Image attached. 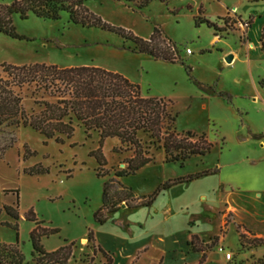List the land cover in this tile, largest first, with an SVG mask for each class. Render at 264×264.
Instances as JSON below:
<instances>
[{
	"label": "rangeland",
	"instance_id": "rangeland-1",
	"mask_svg": "<svg viewBox=\"0 0 264 264\" xmlns=\"http://www.w3.org/2000/svg\"><path fill=\"white\" fill-rule=\"evenodd\" d=\"M11 1L0 0V5ZM85 5L104 22L143 39H148L154 28L159 29L177 45L183 64L136 53L131 50V41L98 27L73 24L64 13L55 21L29 13L24 19L18 14L11 16L15 32L23 39L0 33V65H94L122 75L125 72L130 76L125 77L149 95L170 99L177 113L176 129L206 133L213 142L211 151L191 157L180 167L165 163L163 152L157 150L155 162L127 179L139 195L146 196L157 182L169 177L216 167L218 173L209 182H222L213 193L217 200L213 217L208 221L203 218L214 211L213 204L200 206L194 201L189 209L168 213L166 221L176 223L189 217L190 226L205 229L193 242L206 247V258H211L207 264H264V244L255 245L253 240L264 239V232L258 231L264 230V87L258 83L264 78V52L260 48L264 0L152 1L140 10L117 0H85ZM195 16L215 22L224 30L215 32L205 23L196 24ZM218 40L220 44L215 46ZM187 49L192 54L187 55ZM227 50L235 52L229 64L223 59ZM221 92H228L231 98L226 99ZM24 105L27 109L32 105L28 96ZM13 134L14 144L0 157V244L17 243L22 264H33L30 232L36 227L46 232L39 237L46 251L71 244L67 264H102L104 257L94 253L87 240L89 230L94 233L96 229L99 239H107V229L119 217L129 229L139 222L158 219L172 196L185 191L178 188L161 195L150 207L125 208L114 217L110 214L108 227H98L93 214L101 204L102 186L109 175L97 176L96 160L89 155L97 147V134L86 136L81 126L61 141L46 139L29 127H19ZM251 134L262 138L254 142ZM112 147H102L110 175L111 168H117L128 156L114 153ZM31 169L43 172L29 173ZM11 191L18 192L17 220L3 209L14 205ZM211 198L209 194L202 200ZM29 212L36 220L27 219ZM231 227L236 231V246L227 239ZM53 229L56 231L48 232ZM239 233L245 234L242 244ZM227 250L231 252L229 261L216 260ZM150 253L157 251L150 248ZM112 264L126 263L117 253Z\"/></svg>",
	"mask_w": 264,
	"mask_h": 264
},
{
	"label": "trees",
	"instance_id": "trees-1",
	"mask_svg": "<svg viewBox=\"0 0 264 264\" xmlns=\"http://www.w3.org/2000/svg\"><path fill=\"white\" fill-rule=\"evenodd\" d=\"M133 4L140 10L152 1L168 2L170 0H117ZM45 20L55 21L62 14L67 15L69 22L82 27H98L121 36L133 43L132 51L147 54L154 59L167 62H181L177 45L162 32L154 28L148 39L134 35L121 27L104 22L91 12L85 0H12L9 5H0V33L13 38L24 36L15 32L11 16L18 14L21 19L28 14ZM218 17L217 19H220ZM222 19V18H221ZM196 24L205 23L215 32V22L204 17L195 16ZM264 26L260 34L261 51ZM219 36V34H218ZM0 157L14 142V130L29 127L43 135L46 139L61 137L70 138L76 126L83 128L86 136L97 134V147L89 152L96 160L97 176L109 175L103 183L101 204L94 212V220L103 224L110 214L118 211L122 204L127 208L149 206L164 190L178 183H189L202 176L215 172L214 169L195 171L183 176L167 179L146 196H135L131 187L121 183L118 178L136 174L142 167L154 161L155 151L163 152L165 163L178 164L180 167L191 157L205 156L213 142L206 133H195L190 130L178 131L175 127L177 113L173 110L170 99L149 95L141 86L130 81L121 73L109 71L94 65L59 67L55 64L30 63L22 65H0ZM264 87V78L258 80ZM226 99L231 95L221 92ZM28 96L32 105L27 109L24 105ZM259 138L260 135H252ZM108 138H116L118 143L112 147L114 153H128L119 166L110 170L105 168L102 147ZM29 173H42L41 169L28 170ZM5 192H10L5 190ZM14 205L3 206L4 211L17 220L18 192ZM29 220H36L29 212ZM17 229V228H16ZM56 229L48 232H55ZM46 233L38 227L30 232L32 245L31 259L33 264H67L71 255V244L46 251L39 243V237ZM244 233H239L242 244ZM192 236L189 244L193 250L202 251L198 264L205 259L206 247L196 246ZM87 240L94 253L100 252L105 262L112 264V256L99 244L95 243L92 230L88 231ZM254 244H264L263 238H255ZM23 256L17 243L0 244V264H22Z\"/></svg>",
	"mask_w": 264,
	"mask_h": 264
},
{
	"label": "crops",
	"instance_id": "crops-1",
	"mask_svg": "<svg viewBox=\"0 0 264 264\" xmlns=\"http://www.w3.org/2000/svg\"><path fill=\"white\" fill-rule=\"evenodd\" d=\"M219 44H220L219 40L218 42L214 43L215 46ZM231 52L235 54L234 51ZM228 53H230V50L224 51L223 55H226ZM190 54H192V52L187 55ZM122 73L125 76L127 75V77H130L125 72ZM254 131L255 133H259L256 130V128ZM252 135L253 134H251V140H254V142H257L262 138V137L253 138ZM254 135H259V134H254ZM117 143L118 140L116 138H108L104 141L103 148H105L106 145L108 148L112 147ZM262 145L264 147V143H262ZM153 162H155V158ZM144 167H142L134 175L141 173ZM213 169L215 170L214 173L195 179L189 182L188 186H184L185 183H178L172 185L168 189L162 191L156 197L153 203L149 206L136 207V208L150 207L154 204L155 201L158 200V197L161 195H169L178 188H182L183 190H185L183 195L176 194L172 196V199L168 201L167 205H165V207L162 209L163 213H160V215L157 217L158 219L148 220V221L145 220L143 223L139 222L135 224L132 229H129V224L126 223V221L123 218L119 217L117 218L116 222L111 224V226H109V228L107 229V239L103 237H100L99 239V236L97 235L95 229V232L93 233L95 241L105 251L110 252L112 258H114L117 253L120 254L121 259L124 260L126 264H198L202 256V251L193 250L191 248V245L189 244V240L192 238V236L197 237L196 235H200V233L203 231L204 228H202L201 225L190 226L188 223L189 217L183 218L182 220L176 223L168 222L166 221V219L168 213L169 214L173 213V210L182 209V208L189 209L190 208L189 206H191L194 201L200 206H202V204L205 205L213 204L214 211L210 213L208 212V214L203 213L204 214L203 218H205L208 221L213 217L214 215L213 213L215 212L216 209L215 204H217V200L213 199L215 198L214 194H216V191L219 190V186L222 182V181H216L213 183L209 182V180L213 179V177L216 176V174L218 173L216 167ZM186 174L189 173H185L177 176H183ZM129 176H133V175H129ZM174 177H169L167 179ZM127 178L128 176H122L119 177L118 180L124 185L131 187L135 196H139V197L145 196V195H139V192L137 191L136 187ZM167 179H165L164 181H166ZM162 182H157L153 186L152 191L157 187V185H159ZM255 190L258 192L261 191L260 189H255ZM209 194L212 195L211 201H208V199L202 200L203 197H207ZM125 208L127 207L121 206L118 211L112 213V217L118 215L119 213H122V211L125 210ZM112 217L110 218L108 217V219L103 224H98V227L100 226L105 228L108 227V224L110 222L109 220ZM124 224H127L125 225L126 226L125 228L123 226ZM261 224H264V219L261 220ZM258 231L264 232L263 229H258ZM235 234H236L235 229L231 227L227 234V239L231 245L236 246L237 243L235 242ZM231 237L233 238V241H230ZM150 248L155 249L157 253L154 255L150 253ZM224 252H228V250ZM224 252H220V255L216 257V260L226 261V262L229 261L225 258ZM209 260H211V258H209L208 256L206 258L205 255V259L201 264H207Z\"/></svg>",
	"mask_w": 264,
	"mask_h": 264
},
{
	"label": "water",
	"instance_id": "water-1",
	"mask_svg": "<svg viewBox=\"0 0 264 264\" xmlns=\"http://www.w3.org/2000/svg\"><path fill=\"white\" fill-rule=\"evenodd\" d=\"M224 60H225V62L226 63H231L232 62V60H233V54H231V53H229V54H226L225 56H224V58H223ZM122 207H124L125 205L124 204H122L121 205Z\"/></svg>",
	"mask_w": 264,
	"mask_h": 264
},
{
	"label": "built area",
	"instance_id": "built-area-1",
	"mask_svg": "<svg viewBox=\"0 0 264 264\" xmlns=\"http://www.w3.org/2000/svg\"><path fill=\"white\" fill-rule=\"evenodd\" d=\"M187 52H189L190 53V49H187ZM222 250V249H221ZM222 252H224V251H222ZM224 256H225V258L227 259V260H230L231 259V252H224Z\"/></svg>",
	"mask_w": 264,
	"mask_h": 264
}]
</instances>
